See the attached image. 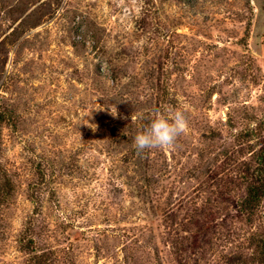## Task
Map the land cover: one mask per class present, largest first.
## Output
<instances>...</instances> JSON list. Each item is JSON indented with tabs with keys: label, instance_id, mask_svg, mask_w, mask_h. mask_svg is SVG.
<instances>
[{
	"label": "rangeland",
	"instance_id": "rangeland-1",
	"mask_svg": "<svg viewBox=\"0 0 264 264\" xmlns=\"http://www.w3.org/2000/svg\"><path fill=\"white\" fill-rule=\"evenodd\" d=\"M260 167L264 0H0V264H257Z\"/></svg>",
	"mask_w": 264,
	"mask_h": 264
},
{
	"label": "clouds",
	"instance_id": "clouds-1",
	"mask_svg": "<svg viewBox=\"0 0 264 264\" xmlns=\"http://www.w3.org/2000/svg\"><path fill=\"white\" fill-rule=\"evenodd\" d=\"M106 70L107 65L102 64L101 73ZM188 127V118L184 111H174L167 117L158 115L135 136L134 146L138 152L153 148L170 149L174 146L177 138L187 132Z\"/></svg>",
	"mask_w": 264,
	"mask_h": 264
},
{
	"label": "trees",
	"instance_id": "trees-1",
	"mask_svg": "<svg viewBox=\"0 0 264 264\" xmlns=\"http://www.w3.org/2000/svg\"><path fill=\"white\" fill-rule=\"evenodd\" d=\"M264 196V169L260 167L256 175L251 179L248 193L241 205L245 207L248 215H252L259 209L261 199ZM253 250L250 255L257 264H264V231H256L252 237ZM48 264H53L49 261Z\"/></svg>",
	"mask_w": 264,
	"mask_h": 264
}]
</instances>
